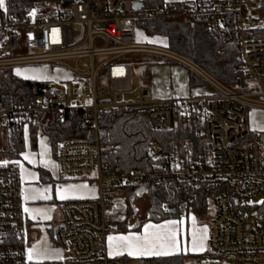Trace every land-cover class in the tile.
Here are the masks:
<instances>
[{"label":"built area","instance_id":"1","mask_svg":"<svg viewBox=\"0 0 264 264\" xmlns=\"http://www.w3.org/2000/svg\"><path fill=\"white\" fill-rule=\"evenodd\" d=\"M29 8L20 23L0 29L6 39L23 31L25 45L36 53L12 55L6 40L0 48V68L46 65L59 71L36 91L35 106L1 109L4 126L24 121L29 140L30 122L41 113L81 110L93 141H66L55 159L63 182H85L96 195L61 202L62 220L51 227L69 264H126L108 251L113 231L109 213L128 209V192L145 196L149 187L167 186L171 178L190 190H207L216 206L209 224L208 252L231 257L235 264H264V224L250 222L238 206L264 198V154L260 133L250 119L264 110V16L262 0H74L67 7ZM204 22L210 34L238 51L239 78L233 87L212 76L199 63L168 47L137 43L141 21ZM148 37V36H147ZM102 41L105 47L96 48ZM136 55L159 57L185 67L211 93L186 98L157 99L135 74ZM87 60L88 66L79 63ZM145 112L154 131H168L179 118L199 110L209 142V157L186 160L152 153L159 165L151 172L130 173L106 166V147L100 141L99 119L110 110ZM24 161H0V264H31L25 235L28 218L22 173ZM139 194L140 191H142ZM197 194L193 197L196 199ZM167 212L175 209L167 203Z\"/></svg>","mask_w":264,"mask_h":264},{"label":"trees","instance_id":"2","mask_svg":"<svg viewBox=\"0 0 264 264\" xmlns=\"http://www.w3.org/2000/svg\"><path fill=\"white\" fill-rule=\"evenodd\" d=\"M5 11L0 9L1 25L20 23L26 11L36 4L60 3L67 7L74 0H4ZM261 14L264 16V0ZM139 28L148 37H163L166 46L179 54L185 55L199 63L206 71L218 80L233 87L239 78L238 51L234 45H226L215 39L204 22L187 23L184 21H141ZM23 31L10 33L6 39L5 31L0 29V48L6 42L10 43L12 55H18L24 45ZM142 61H135L140 64ZM144 73L149 65L143 63ZM15 68H0V107L1 109H27L35 106V92L50 88L51 84L21 77L15 73ZM190 85L197 84V78L190 73ZM145 112H131L125 109L110 110L99 119L100 141L106 147V166L110 169L130 173L134 170L151 172L157 168L155 150L163 156L176 155L183 160L194 156L197 160L209 157V142L203 130L202 116L199 110L189 117L179 118L175 127L168 131H154ZM24 121L5 126L6 159L23 161L26 151V133ZM31 138L35 140L38 133L45 135L56 156L61 142L95 139L94 132L87 126L84 113L77 110L74 113L59 112L41 113L30 124ZM264 145V134H261ZM33 141V140H32ZM35 148V145H34ZM3 160V159H2ZM7 161V160H6ZM197 194L196 199L193 197ZM211 193L207 190H190L185 182L171 178L167 186L149 187L145 196L140 197L134 190L128 192L126 201L129 203L127 216L119 222L115 232L124 233L139 230L132 225L139 219L137 203L146 201L147 221L162 222L171 216L192 209L197 214L208 211V200ZM171 204L175 213L163 209L165 204ZM245 218L255 217L257 222L264 224V202L261 205L244 203L238 206ZM140 224V223H139ZM188 256L175 255L169 257H153L143 259L142 264H186ZM123 262H126L124 259ZM31 264H58L55 261L31 262Z\"/></svg>","mask_w":264,"mask_h":264},{"label":"crops","instance_id":"3","mask_svg":"<svg viewBox=\"0 0 264 264\" xmlns=\"http://www.w3.org/2000/svg\"><path fill=\"white\" fill-rule=\"evenodd\" d=\"M175 70L176 72L183 71V69H179L178 67L175 68ZM190 73L191 72L188 71L186 76L187 79L185 78V73L181 79H176L180 85H178L174 80V83L171 82L169 86L164 88L159 87L158 85L144 86L150 88L154 97L157 99H169L175 97L186 98L210 94L211 89L198 79L196 85H190ZM39 137L40 133L37 134L35 140L31 137L29 140L27 139L26 151L23 154L25 168L23 169L24 179L22 182H24L26 212L28 218V231L24 238L28 248V258L30 262L55 261L58 264H69L66 262L64 263L63 251L57 243L56 247L52 248V251H45L44 249H42L43 251L39 250L41 248H39L38 243L42 232L40 230L42 227L46 226L44 225L45 222L49 221L48 227L46 226L45 228L49 232V241H55V238L53 237L54 232L53 230L51 231V227L57 225L58 222L60 223L62 217L60 221L55 223L51 222V220L54 219L52 215L54 212L52 211L51 218L49 220L46 219L48 217L47 211L45 212L42 210V207L40 206L41 204H39L40 202L34 200V198H32V194L37 190V182L43 184L48 179L49 183L52 184L56 182L61 188L58 205L67 200L94 197L96 195V191L91 185L81 181L73 183L63 182V180H61L62 182L53 181L50 173L46 169L40 167L38 163L37 165H34L32 160H29V158L30 156H35V151L39 148ZM48 146H50L49 141ZM27 155H29L28 158ZM26 164L29 167H26ZM28 168L29 170L31 168L33 169V171L30 170L32 172L30 173L31 176L28 175ZM57 168L59 170L58 164ZM139 203L140 202L136 204L137 209ZM127 212L128 209H124L120 206L118 210L113 211L108 215L109 225L113 229L108 237V251L111 257L121 258L123 260L125 259L126 264H131L132 261L142 262L143 259L153 257H169L175 255H185L191 257L193 255L209 254L207 238L209 233V224L213 217L208 220L206 226L202 227L198 226V221H196L193 215H189L188 218L180 219L178 221H162L163 223L161 222L159 224L152 225V223L145 224V221H147L146 213L145 216L143 214V216H140L139 219H135L132 222V225L138 227L139 230L124 233L115 232L117 224L125 219ZM111 222L114 224H110ZM54 245L55 244H53V246Z\"/></svg>","mask_w":264,"mask_h":264},{"label":"rangeland","instance_id":"4","mask_svg":"<svg viewBox=\"0 0 264 264\" xmlns=\"http://www.w3.org/2000/svg\"><path fill=\"white\" fill-rule=\"evenodd\" d=\"M42 7V10H48V11H53L55 9L60 8V3L57 2H52V3H43L40 5ZM2 11H5L6 9V4L4 1V6L2 8H0ZM261 37L264 38V31L260 34ZM137 43L139 44H143V45H150V46H157V47H167L166 46V41L163 37H147L145 34H143L142 32H138V40ZM105 47V44L102 41H97L96 42V48H102ZM36 53L33 49H30L25 45H23L21 52L18 55H32ZM134 59L136 60H140L142 61L140 64H138V67L135 71V74L140 76V83L142 85H148V86H159V87H166L169 86L172 83H174V80L176 81L181 79L184 76L185 73V78L187 79V74H188V70L185 69V67L183 68L180 65H177L175 63H171L169 61H165L159 57H154V56H149V55H136L134 57ZM150 64L148 71L144 73V65L143 63ZM79 66L81 68H86L88 66V61L84 60L82 62L79 63ZM181 68L183 69V71H179L176 72L175 68ZM15 73L21 77L27 78V79H32V80H38V81H43L48 82L52 77L55 76H60L61 74L59 73V71H55L52 70L49 66L46 65H38V66H26V67H17L15 68ZM153 73V75H152ZM176 83L178 85H180V83L178 81H176ZM250 119H251V123L254 127V129L261 134H264V110H252L249 114ZM6 127L0 122V161H6L8 159H6ZM39 148L37 149V151H35L36 154H34L35 156L29 158V160H32V163L34 165H38L44 169H46L49 173L51 178L53 179V181H61L62 179V175L59 174V170L57 168V162L54 158V154L53 149L48 146V139L45 135H43L42 133H40V137H39ZM30 154H32L31 152H29ZM263 154H264V146H263ZM29 155H27L28 158ZM3 159V160H2ZM25 164V162H24ZM28 165L26 164V167ZM29 167V166H28ZM25 168V167H24ZM31 171H33V169H30ZM28 168V175H30V173H32ZM22 177L24 179V174L22 173ZM49 180V179H48ZM48 180L45 181V183L40 184L39 182H37V187H36V191L33 192V196L32 198H34V200L39 201L41 204L40 206L42 207V210H44L45 212L47 211L48 213V217L46 219H50L51 218V212L53 211L54 214L53 217L54 219L51 220V222L55 223L57 221L61 220V213L60 210L58 209V200L60 199L59 195L60 194V190L61 188L59 187L58 183L54 182V183H49ZM62 182V181H61ZM264 202V198H258V199H254L252 201L249 202V204L252 205H261ZM147 207L148 204L147 202L141 201L138 205V212H139V217L140 216H144L146 215L147 212ZM216 214V206L214 203V199L213 197L209 198L208 200V211L207 213L204 214H197L195 213L192 209H189L187 211H184L183 213H179L177 215L171 216L170 218H168L167 220L163 221H173V220H180V219H184V218H188V216L193 215V217L196 219V221H198V226L202 227V226H206V223L208 222V220L212 217H214ZM256 218L255 217H251L249 218V221H255ZM49 222V221H48ZM45 222L44 225H46L48 227L49 223ZM50 222V224H51ZM162 222V223H163ZM47 223V224H46ZM59 223V222H58ZM159 224L161 222H151V221H145V224ZM110 224H114L113 222H111ZM46 226L42 227V229L40 231L41 232V237L39 240V249L40 251L42 249H44L45 251H52V248L56 247V241H49L48 237H49V232L46 228ZM53 240V238H52ZM53 244H55L53 246ZM43 251V250H42ZM234 260L231 257H219V256H215V255H210V254H204V255H193L191 257H188L186 259V264H235V262H233ZM131 264H142V262L140 261H132Z\"/></svg>","mask_w":264,"mask_h":264},{"label":"snow or ice","instance_id":"5","mask_svg":"<svg viewBox=\"0 0 264 264\" xmlns=\"http://www.w3.org/2000/svg\"><path fill=\"white\" fill-rule=\"evenodd\" d=\"M4 6V0H0V8Z\"/></svg>","mask_w":264,"mask_h":264},{"label":"water","instance_id":"6","mask_svg":"<svg viewBox=\"0 0 264 264\" xmlns=\"http://www.w3.org/2000/svg\"><path fill=\"white\" fill-rule=\"evenodd\" d=\"M156 161H157V160H156ZM141 192H143V190H142V191H140V192H139V194H141ZM172 213H175V210H173V211H172Z\"/></svg>","mask_w":264,"mask_h":264}]
</instances>
